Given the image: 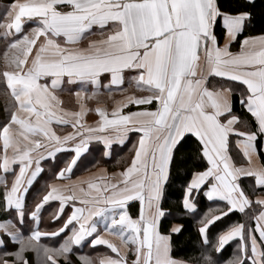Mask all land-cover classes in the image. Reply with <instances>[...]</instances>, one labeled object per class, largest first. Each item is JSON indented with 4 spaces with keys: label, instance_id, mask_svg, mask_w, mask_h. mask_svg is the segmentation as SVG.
<instances>
[{
    "label": "snow or ice",
    "instance_id": "snow-or-ice-1",
    "mask_svg": "<svg viewBox=\"0 0 264 264\" xmlns=\"http://www.w3.org/2000/svg\"><path fill=\"white\" fill-rule=\"evenodd\" d=\"M222 7L218 0H13L4 7L0 203L15 219L0 221V249L9 242L17 248L0 251V264H221L218 256L234 239L238 244L226 264H264V162H258L264 154V34L245 37L240 51L232 52L231 42L252 21L255 0ZM218 19L226 30L223 46L214 32ZM29 21L36 24L31 35L24 32ZM83 41L86 47L79 46ZM126 79L129 88L148 94L126 96L110 112L84 103L100 88L111 95ZM73 87L76 111L67 110L59 95L71 97ZM237 90L241 113L234 110ZM153 102L155 110L146 107ZM129 105L145 107L124 111ZM89 111L98 116L94 125L84 122ZM55 126L73 131L58 134ZM129 132L139 136L120 179L81 181L78 191L75 184H49L26 210L42 161L55 162L57 153L70 150L74 155L54 174L69 179L92 142L102 144L109 158L112 144L123 145ZM193 139L207 167L191 173L181 215L198 214L192 194L201 186L209 201L225 202L200 218L195 242L181 240L183 224L161 231L171 216L164 207L167 187L188 165L185 151ZM241 154L247 166L234 162ZM242 178L252 182L245 187ZM51 201L59 202L52 219L63 222L42 231L41 213ZM131 201L140 204L135 218L128 212ZM69 203L72 211L64 218ZM233 212L248 219L211 239L210 227ZM101 225L119 243L104 238ZM85 243L115 255H82L78 249Z\"/></svg>",
    "mask_w": 264,
    "mask_h": 264
},
{
    "label": "crops",
    "instance_id": "crops-1",
    "mask_svg": "<svg viewBox=\"0 0 264 264\" xmlns=\"http://www.w3.org/2000/svg\"><path fill=\"white\" fill-rule=\"evenodd\" d=\"M256 1V0H255ZM13 2V0H0V19L3 18L4 16V7L7 5H10ZM219 3V2H218ZM247 25V24H246ZM36 24L33 21H29L24 25V32L28 33L31 35L29 32V29L35 27ZM246 28V26H245ZM95 31V29L93 30ZM214 32L215 35L218 38V43L220 46H223L227 42V37H226V30L223 26L222 19H218L217 23L214 26ZM244 31L237 35L236 39L231 42L230 44V50L232 52H238L240 51L241 47V42L245 39V37L249 36H258L263 33H256V34H250L245 36ZM99 35H91L88 37V39H99ZM80 47H86L87 46V41H83L80 45ZM6 67L5 60H4V55L2 58V68L1 71L4 70ZM213 77H209V80H211ZM220 79V78H219ZM102 83H107V81H104L102 78ZM77 89L75 87L70 89V92L73 93V95L70 97L69 92H62L59 93L62 101H65V107L67 110L70 111H76L79 110L78 103L76 101V97L74 96V93ZM126 90V91H122ZM93 91L91 87L87 89L86 94H90ZM135 94L137 96L140 95H147L148 93L146 92H140L138 91L135 87L129 88L128 81L127 79L125 80L124 84L120 85L119 88H116L114 86V89L111 93V95L108 94V90L104 88L99 89V94L96 96V98L91 99V100H85L84 103L89 109H95L97 106L105 107L109 112L118 104V102L124 100L126 96ZM234 101V97H233ZM137 107H145V106H135V105H129V108L124 109V111H136ZM146 107H149L153 110H155V102H153L152 105H147ZM2 113H0V118H1ZM98 120V116L95 113V111H89L84 117V122H86L89 125H94L95 122ZM55 130L57 131L58 134H65L67 132L73 131L70 126H55ZM139 133L136 132H129L128 137L125 140L123 145H120L118 143H113L111 147V156L109 158H106L103 156V145L99 144L97 142H92L90 145V150L89 153H85L80 160H78L77 164L73 167L72 172L70 173V178L69 179H56L55 178V172H57L60 168L65 166V162L69 161L71 159V156L74 155L73 152L70 150H65L57 153L55 162H53L51 159L42 161V166L44 171L40 174V176L37 178V180L34 182L32 186L29 188V192L26 197L27 201V209L26 210H31L34 206V203L37 202L39 199L42 198L44 194L49 190L48 185L49 184H59V185H73L75 184L77 186V191L78 187L81 181H88V180H95L97 177H103L104 180L108 179H120L119 173L122 172L123 170H118L111 172L109 171L108 167L106 166V162L114 161L117 158L120 159L121 156H124L123 159L127 160V163H130V158L128 156L122 155L123 150H130L132 151L134 145L136 144L138 140ZM239 151V150H238ZM133 153V151H132ZM127 154V153H126ZM134 154V153H133ZM59 155V157H57ZM264 156V154H262ZM262 155L260 158V161L258 162H263L262 161ZM243 156L242 154L240 155V159H242ZM244 159V158H243ZM86 166H90V168L85 169ZM241 166V165H239ZM247 166V162L245 165ZM113 173L117 174L116 176H113ZM242 180H250V178H242ZM11 181V177L9 176V182ZM207 183V182H206ZM86 187V185H85ZM205 186H201V189ZM200 189V190H201ZM206 190V187H205ZM196 192V191H194ZM193 192V193H194ZM259 194V193H258ZM206 198V197H205ZM255 199V197H253ZM207 201H209L206 198ZM212 201H220L218 199H214ZM137 202L139 204V201H131L128 203V212L130 214V209L129 206ZM59 206L58 201H51L48 204L44 206V209L42 210V220L40 224V228L42 231H53L57 229L61 224L62 220L54 221L52 219V214L54 213L55 209H57ZM79 206V205H78ZM139 209H140V204H139ZM1 217L0 221H5L8 219H15L14 213L9 214L5 213L2 210V203H1ZM72 211V205L69 203L65 206L64 210V218H66L67 214H70ZM139 214V212H138ZM131 215V214H130ZM98 219V218H94ZM100 231L101 234L104 238H107L109 240H112L116 243H119V239L115 236L109 235L108 233L103 231V226H100ZM27 234V230H26ZM2 235V233H0ZM4 239L7 241L8 237L4 236ZM238 240V239H234ZM42 242L44 243H50V241L47 238H42ZM231 242V241H230ZM229 242V243H230ZM12 246H15L12 243H8L7 248H11ZM81 254H89L90 257L97 258V257H103L104 255H115L111 253V251L104 245H98L95 248L90 247L88 243H85L83 248L78 249ZM132 256H129V261H131Z\"/></svg>",
    "mask_w": 264,
    "mask_h": 264
},
{
    "label": "trees",
    "instance_id": "trees-1",
    "mask_svg": "<svg viewBox=\"0 0 264 264\" xmlns=\"http://www.w3.org/2000/svg\"><path fill=\"white\" fill-rule=\"evenodd\" d=\"M218 2L223 6L222 10H231L245 3V0H218ZM254 15L252 21L246 25L244 35L263 33L264 32V0H256L255 7L252 9ZM5 51V44L3 39L0 38V71L2 68V58ZM219 78H212L211 80ZM242 87V86H241ZM234 110L237 113H241V108L239 104V91L237 90L234 95ZM0 113H2L0 121L5 117V102L2 97H0ZM234 143V139H233ZM196 143L193 140L189 141V144L186 146L185 155L190 156L191 159L188 165L182 169L177 177H175L171 184L167 187L165 193L164 207L171 209V216L167 220H162L161 231H166L173 224H183L185 226L184 236L181 237V240H186L191 237V240L195 242L198 239L197 227L198 221L207 212L209 209L224 208L225 202L223 201H207L204 196L205 187L201 190L194 192L192 195L195 199V202L198 205L199 212L196 216H187L181 215L183 209L181 207V199L184 194L185 185L188 181L191 180V173L196 171H203L207 167V161L201 159L197 156L195 151ZM235 152H238V149H234ZM127 153V154H126ZM131 158L133 153L130 150H123V154ZM59 157V155L57 156ZM124 156H121L120 159L112 160L106 162V166L109 171L114 172L118 170H123L127 163V160L123 159ZM262 161L264 162V156L262 155ZM238 166L245 165L246 161L239 157L235 158L234 161ZM90 168L86 166L85 169ZM245 187L248 183L252 182L251 180H244ZM1 208V203H0ZM130 214L135 218L139 212V204L137 202L132 203L129 206ZM0 210V217H1ZM248 218L242 216L239 212L229 213L227 216L223 217L220 220H217L213 226L210 227L209 236L211 239L215 240L217 234L227 231L235 222L246 221ZM238 240H233L227 245H225L222 253L218 256V259L221 261V264H226L231 258H233L234 252L236 250ZM17 245L12 246L11 248L0 249V251H15ZM79 251V250H78ZM80 252V251H79ZM82 253V252H80ZM31 255V254H30ZM90 256L89 254H84ZM73 260L76 259L75 256L72 257Z\"/></svg>",
    "mask_w": 264,
    "mask_h": 264
}]
</instances>
